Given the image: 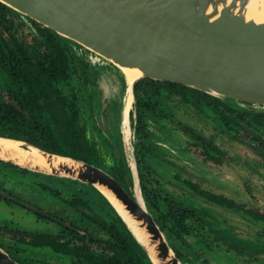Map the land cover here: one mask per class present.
I'll return each mask as SVG.
<instances>
[{
	"label": "flooded vegetation",
	"instance_id": "af4514ba",
	"mask_svg": "<svg viewBox=\"0 0 264 264\" xmlns=\"http://www.w3.org/2000/svg\"><path fill=\"white\" fill-rule=\"evenodd\" d=\"M5 8L7 6L0 1V58L9 55L17 58L18 55L12 52L17 45L29 55L37 53L38 58L32 57L34 62L38 59H46L48 44L45 35L48 32L43 29L44 25L31 19L29 24L21 21L22 26L25 24L30 31V40L25 43L15 33V22L9 17ZM63 41L72 44V46L67 45V51L70 54L69 73H58L52 90V97L65 111L63 122H57L52 117L47 107V98L35 84L36 89L34 88L33 91L37 92L35 101L40 109L38 108L36 112L29 108L34 104L29 94L27 99L20 100L7 81L9 72L7 75L5 67L1 70L4 63H0V102L11 105L10 110L13 107L18 108L23 116L33 121V126L39 125L40 123L36 120L41 118L53 130L59 144L71 146L73 151L80 155L71 156L103 168L113 175L131 195L135 185V175H137L150 211L184 264H216L218 262L215 260V255L210 254L207 237L222 243L233 253V255L223 256L222 264H239L234 257L244 253L247 258L259 257L261 254L264 256V234L259 236L260 238L248 239L236 232H231L227 226L217 223L208 215L206 208L208 210L211 208L206 204H202V211L196 210L189 201V195L173 190L169 186L171 183L178 184L200 196L204 201L212 203L217 209L220 207L242 214L250 221L264 227L263 209L201 186L194 178L186 176L185 168L171 155L187 156L188 151L195 152L204 159V162L215 163L216 167H221L224 162L231 163L235 167L244 165L251 168L252 173H256L258 177H263L264 172L259 170L264 165V115L248 113L239 126L226 128L227 125L223 124L208 108L200 109L190 100L182 103L170 97L168 100L173 106L171 110L160 107L159 114L155 118L150 116L146 120V129L153 143L150 146L151 150H148L143 143L146 140L145 136L138 135L137 131L135 93L129 112L130 134L127 137L122 126L126 90L123 98L117 99V94L112 96L105 91L102 99L94 101L96 94L99 93V85L90 77L94 70L91 59L88 58L89 51L83 49L78 54L73 50V46L78 49L74 42L68 38H63ZM16 58L11 60L5 58L8 60L6 61L8 66H14L11 62ZM15 64L18 63L15 62ZM31 76L34 77V74L31 73ZM62 80L67 84L68 90H64L61 86ZM30 100H32L31 103ZM115 101L121 102L120 115L117 114L116 118L112 114V111H115ZM26 103L30 106L25 107ZM188 105L195 106L201 117L204 115L210 118L221 134L228 135L237 141L248 140L247 142L258 152L257 155L261 161L257 159L253 164H249L248 160L241 159L239 155L228 153L214 138L207 136L196 125L186 121L180 111L182 107L186 111ZM118 119L119 122L115 124V120ZM105 120L112 123L105 124ZM66 121H70L71 126L67 127ZM110 128H113V131ZM170 139L173 140L169 144ZM178 142L179 145L176 144ZM86 157L92 162L85 159ZM189 181L197 183L200 189L195 190L188 183ZM245 182L249 190H252L254 184ZM170 206L179 209L180 218L184 219L178 220L177 210L169 212ZM0 207L12 214L15 213L14 210H18L22 212L21 216L27 218L24 225H20L14 219L0 220V245L21 264H87L83 260L89 257L115 254L120 256L127 247L125 239L115 232L117 229L114 224L117 220L115 208L108 198L89 182L35 171L0 160ZM214 207L213 211H216ZM211 228L222 230L224 235L226 233L233 235V238L239 239V243L229 245L221 238H214L211 235L213 233ZM136 234L140 236L137 232ZM184 235L194 239L189 240ZM241 241L251 244L246 249ZM195 242L197 244H194ZM257 246L260 247L259 250ZM132 248L137 254L139 248L135 244H132Z\"/></svg>",
	"mask_w": 264,
	"mask_h": 264
},
{
	"label": "water",
	"instance_id": "95a60500",
	"mask_svg": "<svg viewBox=\"0 0 264 264\" xmlns=\"http://www.w3.org/2000/svg\"><path fill=\"white\" fill-rule=\"evenodd\" d=\"M0 1L28 19L49 27L62 38H68L78 49L91 51L123 75V66L139 68L142 74L131 84L133 95L136 82L148 77L192 86L251 113H264V20L256 21L247 15L244 8L248 0ZM0 137L20 141L25 150L29 147L39 149L48 162L54 157L66 158L68 162L46 170L21 163L16 158L0 156L1 160L28 169L95 185L143 247L146 264H157L154 252L152 255L97 184L111 189L130 214L141 221L151 239L158 240V263L163 264L173 252L171 261L166 264H182L150 211L137 175L131 195L113 175L99 166L46 150L27 140L1 134ZM0 264L21 263L0 245Z\"/></svg>",
	"mask_w": 264,
	"mask_h": 264
},
{
	"label": "trees",
	"instance_id": "16d2710c",
	"mask_svg": "<svg viewBox=\"0 0 264 264\" xmlns=\"http://www.w3.org/2000/svg\"><path fill=\"white\" fill-rule=\"evenodd\" d=\"M43 29L48 32V34L45 35L48 44L46 59H38L37 62H34L32 57L36 56L38 58L37 53H35L34 55H29L27 51H23L16 45L15 49H12V52L14 55H18L17 58L16 56L11 57L10 55L0 58V63H4L1 67V70H4L6 68L7 71L5 72L7 75L9 72V79L7 81L11 88H13V91L18 95L20 100L27 99L28 94L32 97L34 101L33 106H30V104L26 103L25 107L30 106L29 108H32L36 112L38 108L40 109L39 104L35 101V96H38L37 92L33 91L36 85V87L40 88V90L43 91L45 97L47 98V107L51 111L52 117L55 118L57 122H63L65 118V111L62 109V106L59 107V104H57V102L52 97V90L54 87V79L56 78V75L58 73H69L70 54L69 51H67V45L70 44L65 43L63 41V38L56 34L49 27L44 25ZM80 49L83 50V48ZM14 57L16 59L11 62L12 64H14V66H8L6 62L8 60L5 58H10L11 60L14 59ZM15 62H17L18 64H15ZM31 73L34 74V77L31 76ZM30 89L32 90L30 91ZM55 90L56 87L54 88V91ZM134 93L138 119L137 131L138 135L143 134L145 136L144 138L146 140H144L143 143L148 150H151L150 146H152L153 143L151 142V138L149 137L150 133L146 129V120L150 116L155 118L159 114L158 110L160 107H163L168 111L171 110L173 106L169 103L168 99L170 97L175 101L182 103L190 100L200 109L204 107L203 109L206 110L205 108H208L212 113H215V116H217V118L220 119L223 124L227 125L226 128L230 126L233 127L234 125L239 126L244 120L245 116L248 113H251L247 110L242 109L239 105H236L233 102L223 100L198 88L173 81L157 80L153 78L143 77L136 82ZM31 101L32 100H30L29 102L31 103ZM10 106L11 105H9L8 103L5 104L3 102H0L1 135L27 140L49 151L80 156L73 151L74 149L71 146L61 143L59 144L55 139L53 130L41 118L36 120L40 124L37 126H33L32 120L27 119L25 116H23L21 111L16 107H13V109L10 110ZM255 114L264 115V113L261 112ZM66 123L67 127L71 126L70 121H66ZM85 159L92 162V160L88 157H86ZM188 183L192 187H194L195 190L200 189L197 183H192L191 181H189ZM208 194L209 193H207V195ZM176 207H168L169 212L176 211ZM180 213L181 211L178 209L176 212V217L178 218V220L184 219L183 217L180 218ZM116 217L117 220L114 221V224L116 225L117 229L115 230V232L125 239L127 243V247L125 248L126 250L123 251L122 255L120 256H118L117 254L113 256H95L89 257L83 260V262H86L87 264H146L144 260L146 254L143 247L135 239L129 228H126L127 226L125 225V222L122 220L119 214L116 213ZM120 224H122L124 227ZM211 232H213L211 235H213L214 238H221L229 245H236L237 243H239L238 238L235 239L233 238V235L230 236L231 234L228 235L227 233L224 235V233H222V230L211 228ZM127 239L129 240L127 241ZM132 244H135L136 247L139 248L137 254L132 248ZM242 244L244 245V248L247 249V246L251 243L247 244L245 242H242ZM257 249L259 250L260 247L257 246Z\"/></svg>",
	"mask_w": 264,
	"mask_h": 264
},
{
	"label": "rangeland",
	"instance_id": "374dc122",
	"mask_svg": "<svg viewBox=\"0 0 264 264\" xmlns=\"http://www.w3.org/2000/svg\"><path fill=\"white\" fill-rule=\"evenodd\" d=\"M5 10L6 12H8L9 17L15 22V33L23 42L28 43L30 40V31H28L25 24L22 26L21 21H25L29 24L30 19H28L21 13H16L9 6H7ZM73 50L77 51V53L80 54L79 52L81 49H75V47L73 46ZM89 53L90 54H88V58L89 60L91 59V63L93 64L92 69L94 70L93 74L90 77L92 78V81H95L99 85V93L96 94L97 97L94 98V101L102 99L105 95V91L109 92V95L112 96L114 94H117V99L121 97L123 98V96L125 95L126 86L125 76L121 73L120 70L116 69L110 63L106 62L105 60H101L91 51H89ZM94 58H96V61H94ZM61 86L64 88V90H68V86L64 80L61 81ZM121 92L122 95L120 96ZM118 101L114 102L115 111H112L113 117L115 116V118L116 115L121 111V102L118 103ZM181 110L182 111L180 112L186 121H189L192 124L196 125V127L207 134V136L214 138V140L221 147L226 149L228 153L239 155L241 159L248 160L249 164H253V162H255L257 159L261 161L260 157H258L257 155L258 152L251 144L247 142L248 140H245V142L237 141L231 139L228 135L221 134L217 131L214 126V122L210 118L204 117V115L203 117H201V115H199V112L195 106L188 105L186 111H184L183 107L181 108ZM118 122L119 119L117 121L115 120V124ZM104 123L107 124L108 121L105 120ZM179 133L182 132L179 131ZM172 140L173 139L169 140V144ZM176 144L179 145V142ZM171 155L173 156V159L178 160L180 164L185 168L186 176L194 178V180L197 181L201 186L215 190L216 192L225 193L228 196L237 198L238 200H242L249 205L264 210V174L261 175L263 177H258L256 173H252V169H249L248 166L240 165L239 168L237 166H233V164L228 162L222 163L221 167H216L215 163H206V161L204 162V159L198 156L195 152L188 151L187 156H183V154ZM259 171L264 172V165ZM245 181L250 184H254L252 190H249L248 185ZM169 186L173 190L175 189L180 193L183 192L189 195V201L193 206H195L196 210L202 211V204H206L207 207L211 208L210 210L206 208L208 215L217 223L227 226L231 232H236L241 237L248 239L252 237L258 238L259 236L264 234V227L261 224H256L253 221H250V219L246 216L242 214H236L232 211H228L220 207L219 209H217L213 206L212 203L208 201L207 203L200 196L189 192L187 189H184L178 184L171 183ZM213 207L216 209V211H213ZM14 212L15 213L12 214L8 211H5L4 208L0 207V220L14 219V221L19 223L20 225H24L27 222V218L21 216L22 212H18V210H14ZM184 236H186V238H188L189 240L194 239L191 236ZM207 240L209 241L208 249L210 251V254H214L215 260L218 261L216 264H222L221 260L223 256H227L226 254L233 255V253L229 251L227 247L222 243L213 241L211 237H207ZM178 243L180 244V241H178ZM194 244H197V242H195ZM181 248L183 249V247ZM234 258L238 261L239 264H264V256L262 254L259 257L247 258V255H245L244 253ZM181 262L182 264H184L182 260Z\"/></svg>",
	"mask_w": 264,
	"mask_h": 264
},
{
	"label": "bare ground",
	"instance_id": "6f19581e",
	"mask_svg": "<svg viewBox=\"0 0 264 264\" xmlns=\"http://www.w3.org/2000/svg\"><path fill=\"white\" fill-rule=\"evenodd\" d=\"M226 1H223L222 3H225ZM247 8V9H246ZM246 10L247 15L249 17L254 18L256 21H263L264 20V0H248L247 5L244 8ZM122 70L124 72L125 78H126V96H125V102H124V108H123V115H122V126L124 129V132L126 133V136L128 137L130 134V124H129V112L132 107L134 95L132 92L131 84L136 80L141 74V70L137 67H128L123 66ZM0 156L4 157H10V158H16L19 159L21 163H28L33 164L34 166H39L42 168H45L46 170H51L53 167H59L63 162H68L66 158L63 157H54L52 162H48L47 158L44 156L42 152H40L39 149L34 147H29V149L25 150L21 146V142L14 139H7V138H1L0 137ZM109 197L110 199L115 203L118 210L125 216V218L128 220L130 225L134 228V230L140 235L139 238L142 240V242L150 248V252H154V259L156 260V263H158L156 259V255L158 254L157 246H158V240L153 241L151 239L150 233L146 230L145 227H143L141 224V221L137 220L133 215L130 214V212L126 209L125 205L116 197L114 192L102 184H97ZM150 241L153 242L151 245ZM173 257V252L169 253V256L162 261L163 264H166L167 262L171 261Z\"/></svg>",
	"mask_w": 264,
	"mask_h": 264
}]
</instances>
